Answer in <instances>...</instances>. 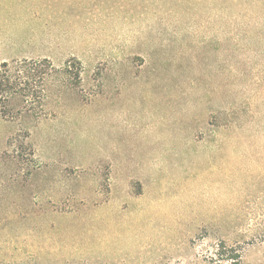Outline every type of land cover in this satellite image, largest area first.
I'll return each instance as SVG.
<instances>
[{"label": "rangeland", "instance_id": "374dc122", "mask_svg": "<svg viewBox=\"0 0 264 264\" xmlns=\"http://www.w3.org/2000/svg\"><path fill=\"white\" fill-rule=\"evenodd\" d=\"M163 1L0 0V70L80 69L0 103V264H264V137L210 119L238 102L264 127V56L196 44L217 28H174Z\"/></svg>", "mask_w": 264, "mask_h": 264}, {"label": "trees", "instance_id": "16d2710c", "mask_svg": "<svg viewBox=\"0 0 264 264\" xmlns=\"http://www.w3.org/2000/svg\"><path fill=\"white\" fill-rule=\"evenodd\" d=\"M170 3L176 2L178 0H168ZM161 6H166L163 0H160ZM55 4V5H54ZM52 5L57 8L56 1L52 2ZM175 10L173 14L177 15L178 20L175 22L177 26L174 28H183L184 26L201 28L203 30L206 27L212 28V31L217 28L218 34L213 35H202V34H194L198 40L195 41L196 44H201L202 47L207 48L208 45H212L217 49L221 48V43L223 42H231L233 48L237 51L245 49L248 45L249 49L254 47L253 52L255 55L264 56L262 52H264V0H180V4L175 6ZM243 10L245 12H243ZM243 12V14H242ZM227 13V17L225 18V14ZM258 17V20L255 21V17ZM247 18V23L244 24L245 28H247V36L248 39L245 41L239 36L240 33L239 20L241 18ZM229 24V28H233L231 30L223 29L226 27V24ZM228 27V26H227ZM196 30V29H195ZM222 32L224 33L222 36ZM173 36L168 37L164 43L165 50H170V45L172 42H175ZM185 41V40H184ZM206 46V47H205ZM257 46H261L258 50H256ZM180 50L179 52L182 54H186V52ZM263 58V57H262ZM48 59H44L41 62H38L37 68H27V65L21 67L24 70V76L17 77L15 73H23L20 70L16 69L13 72L14 65H8L4 63L1 66L0 70V103L9 105L11 102L19 101L23 105H27L30 100H38L42 101L43 97L41 91L30 90V81L32 73H37L38 81L42 82V78L44 73L45 64L49 65L50 72L53 75L65 74L66 80H70L73 76L74 81H78L80 75V69L77 66L78 64H73L72 66L66 67L65 69L58 71L54 68L51 63H48ZM50 62V61H49ZM43 66L42 70L41 67ZM17 68V67H16ZM32 70V73L29 72ZM39 75V76H38ZM237 76V75H236ZM192 82L191 86L193 91L199 89V84H194ZM237 92H240L239 86L235 87ZM238 102H228L225 108H219L216 110L214 114H211L210 119L212 123L215 124V128L217 132L219 130L226 131V138L232 144L236 142H247L251 137H257L259 140L264 137V127L262 126H250L246 123H243V118L248 115L246 110H241ZM4 105V109H5ZM24 108V106L22 107ZM21 108L18 110H22ZM223 115V117H221ZM223 120V122H221ZM220 121V122H219ZM257 135V136H256ZM238 151L237 149H234ZM25 153V151H24ZM23 154V151L20 150V155ZM27 156V155H26ZM233 249V248H232ZM232 249L225 248L224 246H218V251L222 260L224 261H235L239 259L238 255L232 254ZM226 252H223L225 251Z\"/></svg>", "mask_w": 264, "mask_h": 264}]
</instances>
